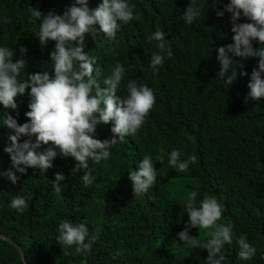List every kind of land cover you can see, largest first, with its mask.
<instances>
[{
  "label": "trees",
  "instance_id": "trees-1",
  "mask_svg": "<svg viewBox=\"0 0 264 264\" xmlns=\"http://www.w3.org/2000/svg\"><path fill=\"white\" fill-rule=\"evenodd\" d=\"M75 0H0V46L14 50V62L20 58V47L29 51L27 65L19 79L28 73L48 70L54 75L50 53L55 42L42 48L38 37L41 19L33 20L30 7L47 14L55 10L62 15ZM200 0H196L199 4ZM102 0H89L95 8ZM135 4L139 20L121 24L116 40L102 33L95 40L86 36L85 51L92 52L99 69L93 73L101 88L119 62L125 75L117 94L127 96V82L137 80L155 94L156 103L143 126L124 142L110 149V157L99 164L89 161L94 182L84 186V170L75 175L76 161L58 156L53 167L42 176L39 168H28L15 185L0 175V234L18 244L28 264H206V249L183 246L177 234L189 222L185 209L188 194L197 192L196 203L205 195L215 196L224 205L218 224L233 225V243L225 245V264H264V99L245 103L250 89L251 73L258 58L245 60L248 76H237L232 85L217 77L221 65L218 47L233 43L231 14L218 18L230 0H207L200 17L192 25L181 17L191 0H129ZM5 18L7 23H5ZM240 23L249 22L241 18ZM99 29V26H96ZM159 28L165 31L166 46L172 56L165 59L158 73L150 68L155 41L147 37ZM253 41V47H259ZM237 62L241 58H235ZM30 89L17 97L18 109H4L23 125L29 122ZM18 113V114H17ZM114 122L97 126L94 138L113 136ZM11 130L0 125V173L12 167L4 151ZM29 137H22L21 143ZM33 142L35 137H31ZM48 146H42V149ZM172 150L181 160L197 157L188 170L179 172L169 164ZM144 156H151L158 175L146 194L134 197L130 171ZM160 157H163L161 163ZM23 167V165H22ZM66 177L61 194L52 188L55 173ZM26 199L23 212L10 207L14 196ZM62 220L85 222L89 234L99 233L90 252L77 253L76 246L57 242ZM213 229H192L191 236L206 241ZM238 238H244L256 249L250 260L238 258ZM177 242L172 247L173 242ZM87 242V241H86ZM119 252V255L116 253ZM115 257V258H114ZM0 264H24L18 249L0 237Z\"/></svg>",
  "mask_w": 264,
  "mask_h": 264
},
{
  "label": "clouds",
  "instance_id": "clouds-1",
  "mask_svg": "<svg viewBox=\"0 0 264 264\" xmlns=\"http://www.w3.org/2000/svg\"><path fill=\"white\" fill-rule=\"evenodd\" d=\"M206 5L207 0H200L199 4L191 0L181 19L192 25ZM135 8L136 5L130 4L129 0H102L95 8L89 7V0H75L62 15L55 10L44 14L38 8L30 7L33 20L42 18L36 35L41 47L46 48L49 41L55 42V48L50 53L54 75L43 70L28 73L27 80L21 81L19 77L27 65L25 57L29 50L20 47V58L14 62V50L0 46V104L4 109L17 110V97L25 95L28 89L31 98L28 105L30 110L25 113L29 122L21 125L7 113L0 119V125L14 133L9 134V143L4 148L10 156L12 167L0 173L13 185L19 182L18 174L26 175L28 168H39L43 176L60 156L71 157L77 162L72 174L83 169L81 180L84 186H89L95 180L91 172L85 171L89 168V161L99 164L107 160L111 154L110 149L124 142L126 136L134 135L143 126L156 103L153 90L130 79L126 85L127 96L118 95V87L125 75V69L119 62L112 69L111 75L104 79L107 87L101 88L93 75L94 72L99 75V69L94 68L97 59L92 52L85 51L86 36L95 40L96 35L102 33L109 41L116 40L121 24L140 19L138 14H134ZM225 13L231 14L233 43L216 50L221 65L217 77L232 85L238 75L248 76L246 71H238L244 67L241 62L258 58V65L251 73L248 84L250 92L245 103L264 99V0H230L223 11L216 9L218 18H223ZM242 17L249 22L240 23ZM166 35L165 31L157 28L147 37L149 44L157 42L156 48L159 50L153 52L150 59L149 66L154 73H158V66L163 64L165 53L168 57L172 56L171 48L166 46ZM253 41H258L260 46L254 48ZM237 57L241 58L240 62L236 61ZM111 122H114L111 138L103 141L94 138L98 125ZM22 137L29 139L21 143ZM31 137H35L34 142ZM42 146L48 147L41 150ZM196 159L192 155L181 160L180 152L172 150L168 162L179 172H185ZM160 160L163 163V157ZM54 175L52 188L56 194H61V185L66 177L60 172ZM157 175L151 156H144L138 168L129 173L134 197L146 194L156 182ZM196 198V191L188 194L185 209L189 222L177 234V240L188 248L206 249V264H225L226 257L222 250L226 244L233 243V225L217 223L222 218L224 205L215 196L205 195L199 206ZM10 207L23 212L28 204L24 197L16 195ZM192 229L213 230L208 233L209 238L202 241L200 233L198 237L190 235ZM57 231V242L62 246L75 245L77 253L90 252L99 239L98 232L90 235L86 223L79 220H62ZM176 243L174 241L172 247ZM236 244L239 247V259L250 260L255 256V247L244 238H238Z\"/></svg>",
  "mask_w": 264,
  "mask_h": 264
},
{
  "label": "water",
  "instance_id": "water-1",
  "mask_svg": "<svg viewBox=\"0 0 264 264\" xmlns=\"http://www.w3.org/2000/svg\"><path fill=\"white\" fill-rule=\"evenodd\" d=\"M0 237H1V238H4L5 240H7V241L10 242L11 244H13V245L18 249V251H19V253H20L21 257H22V260H23L24 264H28L27 261H26V259H25V257H24V253H23L21 247H20L18 244L14 243V242H13L10 238H8L6 235L0 234Z\"/></svg>",
  "mask_w": 264,
  "mask_h": 264
}]
</instances>
